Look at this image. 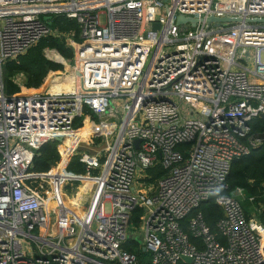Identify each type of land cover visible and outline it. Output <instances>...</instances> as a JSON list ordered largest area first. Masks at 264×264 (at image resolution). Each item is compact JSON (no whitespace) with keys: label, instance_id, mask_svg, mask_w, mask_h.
<instances>
[{"label":"built area","instance_id":"obj_1","mask_svg":"<svg viewBox=\"0 0 264 264\" xmlns=\"http://www.w3.org/2000/svg\"><path fill=\"white\" fill-rule=\"evenodd\" d=\"M233 3L0 0V264H144L125 247L130 238L149 264H264V223L227 182L232 161L264 142L250 125L264 116V22L176 23L177 14L264 17V0H244L242 10ZM54 14L79 24L81 40L68 36L72 62L37 89L20 82L7 94L5 62L50 34ZM96 115L91 135L101 136L103 153L81 152L86 172L76 174L66 162L82 139L75 144L71 133L80 117L96 128ZM57 136L60 162L31 170ZM158 164L165 173L151 183ZM80 179L92 183L65 191ZM211 197L223 211L217 233L200 209Z\"/></svg>","mask_w":264,"mask_h":264},{"label":"trees","instance_id":"obj_2","mask_svg":"<svg viewBox=\"0 0 264 264\" xmlns=\"http://www.w3.org/2000/svg\"><path fill=\"white\" fill-rule=\"evenodd\" d=\"M50 24L52 32L42 38L35 46L31 47L26 53L18 56L17 59H11L5 62L3 66V76L5 84V92L9 95L18 93L21 90L20 84L15 82L19 74L25 76L24 85L27 88L37 89L45 84L49 78V74L58 70H63L65 65L51 52H56L62 56L67 62H72L74 51L68 43V36L73 35L77 40H81L79 36L80 28L75 18H67L64 14H54ZM92 114V113H91ZM92 116H94L92 114ZM96 118V117H95ZM253 133L262 134L264 137V119L256 118L250 122ZM75 128L80 131V139H87L96 130L88 119L83 122V118H77ZM97 140L102 138L96 136ZM66 150L64 146L59 148V140L50 139L43 143L36 152L31 170L36 172H49L60 162L61 151ZM73 148H68L69 152ZM68 155V154H67ZM65 156V160L67 159ZM232 167L227 178L230 184L229 192L240 187L247 196H252L256 202L263 207L259 220L264 223V142L246 156L236 158L231 163ZM66 169L74 173H85L84 162L82 156H71L66 162ZM155 171V172H154ZM155 176H162L165 173L164 168L158 164L149 170ZM31 182L38 187H46V183H42L41 179L32 180ZM200 209L204 213L206 222L212 230L217 233L216 220L223 215L222 208L215 202V198L202 203ZM142 215V208L139 207L133 215V223L138 224ZM125 247L135 251L142 260L148 254L143 250L138 239H129L125 243Z\"/></svg>","mask_w":264,"mask_h":264},{"label":"rangeland","instance_id":"obj_3","mask_svg":"<svg viewBox=\"0 0 264 264\" xmlns=\"http://www.w3.org/2000/svg\"><path fill=\"white\" fill-rule=\"evenodd\" d=\"M226 40L227 39L217 38V39H215V43L216 44L219 43V45L221 46L222 42H225ZM219 52H222V48H220V47H219ZM55 53H54V55H55ZM61 61L64 63L65 68H66V66L68 67V63L69 62H67L64 58H62ZM248 64L250 66H253L252 60H250L248 62ZM65 68L63 70H65ZM63 70H60V72L63 71ZM15 82L17 84H19L20 82L21 83H24V79L22 78L21 81H19V79L16 78L15 79ZM174 99L179 102L178 97L174 96ZM115 103L119 104V103H121V100L116 99L115 100ZM111 106H113V103H111ZM114 109H115V107L112 110H114ZM91 119H93L94 126H96V130L97 131L100 130V123L101 122H100V119L98 118V116L96 115V118H91ZM109 120L111 122H113L111 118ZM89 122L93 126L91 120H89ZM96 136L101 137L99 134H97V135H95V137L93 135H90L87 139H82V141L80 142V146L77 147V150H78L77 154L79 153L81 155V152H83V151L92 150L93 153H95L96 151H98V153L102 155V153H103V150L102 149H103V147L105 145V142L104 141L102 142V140H101L100 143H98V144L95 145V141L97 140L96 139ZM148 175H149V179H150L151 183L156 182L158 180V178H159V176H155L154 173L148 172ZM84 183H86V182L83 181V180H81V179L80 180H77V181H74V182L69 181L68 184H66L64 188H65V191L67 193L72 194V192H73V194H75L78 191V189H80L79 188L80 185H83ZM83 186H85V185H83ZM249 197L250 196H247V194L244 192V195L241 198V203L243 204L245 210L248 213L250 212L253 216H255L257 218V220H259V216H260V213H261V210L263 209V207L261 205H259L256 202L255 199L251 200ZM110 207L111 206H109V204H106V209L107 210H110ZM138 238L142 242V238H140L139 236H138ZM149 258L150 257L147 254L145 256V258L142 259L141 261L144 262V264H149Z\"/></svg>","mask_w":264,"mask_h":264},{"label":"water","instance_id":"obj_4","mask_svg":"<svg viewBox=\"0 0 264 264\" xmlns=\"http://www.w3.org/2000/svg\"><path fill=\"white\" fill-rule=\"evenodd\" d=\"M49 20V23L51 24V17H46ZM248 21V22H264V17L259 18V17H239V16H229L226 15L225 17H217L216 15H210L206 18L198 19L192 16H185L182 14H177L176 16V23L179 25H187L188 22H190L192 27H196L199 22H207V24L210 26L211 23L215 24H223L225 22H243V21ZM155 27H157V24H155ZM264 119V116H261ZM56 140H64V137L57 136ZM140 142V139L135 140V145L138 147V144ZM146 250V248H144ZM185 260L191 262V258L184 256L183 257Z\"/></svg>","mask_w":264,"mask_h":264},{"label":"bare ground","instance_id":"obj_5","mask_svg":"<svg viewBox=\"0 0 264 264\" xmlns=\"http://www.w3.org/2000/svg\"><path fill=\"white\" fill-rule=\"evenodd\" d=\"M235 3H236V8L237 9H239V10H242L243 8H244V0H235ZM235 3H233V4H235ZM229 39H227L226 41H228ZM225 41V42H226ZM230 41V40H229ZM228 41V42H229ZM225 42H222V43H225ZM57 54V53H56ZM71 136L73 137V139L74 138H76V141H75V144H77V141H78V139H80V131H78V129H76L74 132H72L71 133ZM74 143L73 144H71L70 146H69V148H74V145H75ZM62 166H63V164L61 163L60 165H59V167H58V169H57V172L58 171H61V168H62ZM66 175V174H65ZM90 183H92L91 181H89V182H87L86 181V183H84L83 185H85V186H83V185H80V191H82V190H85V189H87L86 187H88L89 185H90ZM78 195V194H77ZM77 198V197H76Z\"/></svg>","mask_w":264,"mask_h":264},{"label":"crops","instance_id":"obj_6","mask_svg":"<svg viewBox=\"0 0 264 264\" xmlns=\"http://www.w3.org/2000/svg\"><path fill=\"white\" fill-rule=\"evenodd\" d=\"M18 77H19V79H20V81H21V79L23 78H25V76H23L22 74H20V75H18ZM25 80V79H24ZM96 117V116H95ZM99 118V117H98Z\"/></svg>","mask_w":264,"mask_h":264}]
</instances>
